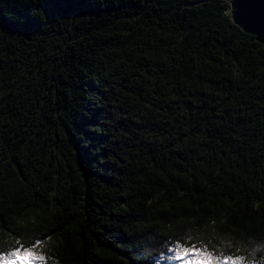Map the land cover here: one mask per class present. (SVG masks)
Instances as JSON below:
<instances>
[{"label": "trees", "instance_id": "1", "mask_svg": "<svg viewBox=\"0 0 264 264\" xmlns=\"http://www.w3.org/2000/svg\"><path fill=\"white\" fill-rule=\"evenodd\" d=\"M230 14L0 0V255L47 237L37 264H181V241L264 264V43Z\"/></svg>", "mask_w": 264, "mask_h": 264}, {"label": "snow or ice", "instance_id": "2", "mask_svg": "<svg viewBox=\"0 0 264 264\" xmlns=\"http://www.w3.org/2000/svg\"><path fill=\"white\" fill-rule=\"evenodd\" d=\"M42 239H47V237ZM42 239L31 242V245L28 247L21 246L17 241L11 251L0 255V260L4 261V264H34L37 261L43 262L45 261V256L37 254L35 250L42 244ZM175 243L176 247L173 249L175 252L174 258L181 262V264H228L229 261H232L233 264H236V262H240V264H254V261L242 256H235L233 258L232 255L227 253H220L219 251L214 253L199 242L192 245L181 241H175ZM261 248H264V245H261ZM257 250L255 249L254 251ZM4 251L3 247H0V253H4Z\"/></svg>", "mask_w": 264, "mask_h": 264}, {"label": "water", "instance_id": "3", "mask_svg": "<svg viewBox=\"0 0 264 264\" xmlns=\"http://www.w3.org/2000/svg\"><path fill=\"white\" fill-rule=\"evenodd\" d=\"M235 25L264 43V0H229Z\"/></svg>", "mask_w": 264, "mask_h": 264}, {"label": "clouds", "instance_id": "4", "mask_svg": "<svg viewBox=\"0 0 264 264\" xmlns=\"http://www.w3.org/2000/svg\"><path fill=\"white\" fill-rule=\"evenodd\" d=\"M258 250L257 251H260L261 249L257 248Z\"/></svg>", "mask_w": 264, "mask_h": 264}, {"label": "rangeland", "instance_id": "5", "mask_svg": "<svg viewBox=\"0 0 264 264\" xmlns=\"http://www.w3.org/2000/svg\"><path fill=\"white\" fill-rule=\"evenodd\" d=\"M34 264H37L36 262H34ZM160 264H162V263H160Z\"/></svg>", "mask_w": 264, "mask_h": 264}]
</instances>
